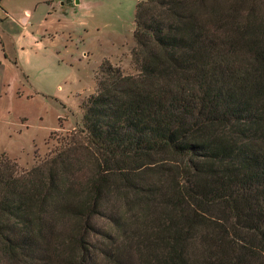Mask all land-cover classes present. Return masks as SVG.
Returning a JSON list of instances; mask_svg holds the SVG:
<instances>
[{
    "label": "trees",
    "instance_id": "trees-1",
    "mask_svg": "<svg viewBox=\"0 0 264 264\" xmlns=\"http://www.w3.org/2000/svg\"><path fill=\"white\" fill-rule=\"evenodd\" d=\"M76 129L0 154V264H264V0H136Z\"/></svg>",
    "mask_w": 264,
    "mask_h": 264
},
{
    "label": "rangeland",
    "instance_id": "rangeland-1",
    "mask_svg": "<svg viewBox=\"0 0 264 264\" xmlns=\"http://www.w3.org/2000/svg\"><path fill=\"white\" fill-rule=\"evenodd\" d=\"M1 4L20 25L7 21L3 29L13 39L24 28V47L34 36L43 53L42 67L37 69L41 90L29 81L20 59L0 62V154L30 170L78 127L80 104L95 93V74L103 60L124 74L135 73L131 50L137 1L2 0Z\"/></svg>",
    "mask_w": 264,
    "mask_h": 264
},
{
    "label": "crops",
    "instance_id": "crops-1",
    "mask_svg": "<svg viewBox=\"0 0 264 264\" xmlns=\"http://www.w3.org/2000/svg\"><path fill=\"white\" fill-rule=\"evenodd\" d=\"M0 2L2 3V0ZM1 3H0V62L2 60L6 61L11 57H13L14 59L16 57L20 59V62L24 66L23 70L29 72L30 74L28 76L29 81L32 83V85L36 90H41L44 88V86L43 85L41 86L40 85L41 83L37 81L38 78L37 69L39 70L42 67L41 48L37 49L39 42L34 38V36H30L32 41L26 47H24L25 36L27 35L24 28H22L23 31L20 30L18 37L13 39L11 38L10 34L5 29H3L2 24L7 21L9 23L10 21L11 23L16 25L18 21H16V19L13 20L11 19V17H9L7 7H3ZM21 13L22 11L20 10V14ZM16 26L20 27V25H16ZM8 41L12 44L11 47L13 48V54L10 51V47L7 43ZM25 53L27 56H24ZM48 55H50V58L52 60H56V58L52 54H48ZM27 59L29 60L28 63H27ZM51 85L52 84L50 82L49 87L46 90L45 89L44 90L46 92L47 91L49 92Z\"/></svg>",
    "mask_w": 264,
    "mask_h": 264
}]
</instances>
